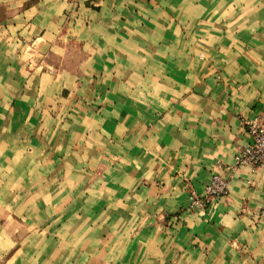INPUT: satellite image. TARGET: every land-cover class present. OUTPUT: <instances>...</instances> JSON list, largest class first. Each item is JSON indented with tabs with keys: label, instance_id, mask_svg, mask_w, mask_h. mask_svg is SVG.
Masks as SVG:
<instances>
[{
	"label": "crops",
	"instance_id": "obj_1",
	"mask_svg": "<svg viewBox=\"0 0 264 264\" xmlns=\"http://www.w3.org/2000/svg\"><path fill=\"white\" fill-rule=\"evenodd\" d=\"M263 114L264 0H0V264H264Z\"/></svg>",
	"mask_w": 264,
	"mask_h": 264
},
{
	"label": "built area",
	"instance_id": "obj_2",
	"mask_svg": "<svg viewBox=\"0 0 264 264\" xmlns=\"http://www.w3.org/2000/svg\"><path fill=\"white\" fill-rule=\"evenodd\" d=\"M243 125L248 141L239 147L233 164L221 163L220 166L224 172L213 174L201 193L192 188L189 191L186 210L204 209L214 198L226 195L229 179L241 166L249 165L252 170L257 168L264 170V114L244 119Z\"/></svg>",
	"mask_w": 264,
	"mask_h": 264
}]
</instances>
